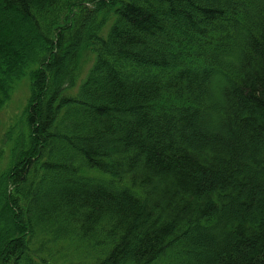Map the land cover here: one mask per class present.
<instances>
[{"label":"trees","instance_id":"16d2710c","mask_svg":"<svg viewBox=\"0 0 264 264\" xmlns=\"http://www.w3.org/2000/svg\"><path fill=\"white\" fill-rule=\"evenodd\" d=\"M21 77L0 264H264V0H0Z\"/></svg>","mask_w":264,"mask_h":264},{"label":"rangeland","instance_id":"374dc122","mask_svg":"<svg viewBox=\"0 0 264 264\" xmlns=\"http://www.w3.org/2000/svg\"><path fill=\"white\" fill-rule=\"evenodd\" d=\"M86 59L88 60V58ZM82 64V76H84L86 73L87 61L83 60ZM15 85L10 100L0 112V153H2L0 171L7 168L10 160V143L8 142L9 140L7 139L6 132L12 125L20 121L21 113L30 91V81L28 77H21Z\"/></svg>","mask_w":264,"mask_h":264}]
</instances>
